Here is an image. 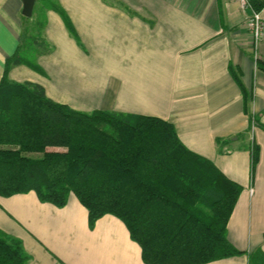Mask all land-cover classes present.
<instances>
[{
    "label": "crops",
    "instance_id": "obj_1",
    "mask_svg": "<svg viewBox=\"0 0 264 264\" xmlns=\"http://www.w3.org/2000/svg\"><path fill=\"white\" fill-rule=\"evenodd\" d=\"M56 1L78 38L48 9L44 73L17 64L9 79L40 83L80 111L173 123L188 148L243 186L228 238L244 253L205 264H250L264 248V38L256 46L250 11L238 0ZM22 10L23 0H0V82L28 23ZM0 229L22 241L30 264H147L124 221L108 213L90 227L75 194L63 207L35 191L0 196Z\"/></svg>",
    "mask_w": 264,
    "mask_h": 264
},
{
    "label": "trees",
    "instance_id": "obj_2",
    "mask_svg": "<svg viewBox=\"0 0 264 264\" xmlns=\"http://www.w3.org/2000/svg\"><path fill=\"white\" fill-rule=\"evenodd\" d=\"M251 1L257 9L264 3ZM38 2L0 82V196L35 191L41 201L63 207L75 194L90 227L108 213L124 221L147 264H205L244 253L228 238L243 186L188 148L173 123L80 111L49 97L40 83L9 79L17 64L44 73L38 56L52 50L43 36L48 9L78 38L56 0ZM257 159L256 152L252 172ZM249 256L250 264H264L263 247ZM30 260L22 241L0 229V264Z\"/></svg>",
    "mask_w": 264,
    "mask_h": 264
},
{
    "label": "built area",
    "instance_id": "obj_3",
    "mask_svg": "<svg viewBox=\"0 0 264 264\" xmlns=\"http://www.w3.org/2000/svg\"><path fill=\"white\" fill-rule=\"evenodd\" d=\"M244 9L249 10L247 23L252 31L256 46L264 38V3L257 9L251 0H238Z\"/></svg>",
    "mask_w": 264,
    "mask_h": 264
},
{
    "label": "water",
    "instance_id": "obj_4",
    "mask_svg": "<svg viewBox=\"0 0 264 264\" xmlns=\"http://www.w3.org/2000/svg\"><path fill=\"white\" fill-rule=\"evenodd\" d=\"M37 0H23V10L22 13L26 17H32L35 10Z\"/></svg>",
    "mask_w": 264,
    "mask_h": 264
},
{
    "label": "rangeland",
    "instance_id": "obj_5",
    "mask_svg": "<svg viewBox=\"0 0 264 264\" xmlns=\"http://www.w3.org/2000/svg\"><path fill=\"white\" fill-rule=\"evenodd\" d=\"M37 7H38V6H36L35 9H36ZM59 150H63V149L61 148V149H59Z\"/></svg>",
    "mask_w": 264,
    "mask_h": 264
}]
</instances>
